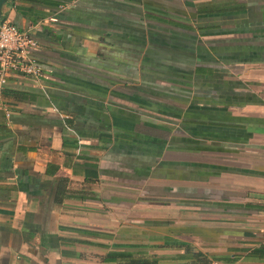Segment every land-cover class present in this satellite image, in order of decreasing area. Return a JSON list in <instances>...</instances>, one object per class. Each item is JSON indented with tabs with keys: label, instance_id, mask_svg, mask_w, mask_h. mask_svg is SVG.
I'll list each match as a JSON object with an SVG mask.
<instances>
[{
	"label": "crops",
	"instance_id": "0c3cea01",
	"mask_svg": "<svg viewBox=\"0 0 264 264\" xmlns=\"http://www.w3.org/2000/svg\"><path fill=\"white\" fill-rule=\"evenodd\" d=\"M2 16L51 74L0 92V264H264V0Z\"/></svg>",
	"mask_w": 264,
	"mask_h": 264
},
{
	"label": "built area",
	"instance_id": "2783aa9c",
	"mask_svg": "<svg viewBox=\"0 0 264 264\" xmlns=\"http://www.w3.org/2000/svg\"><path fill=\"white\" fill-rule=\"evenodd\" d=\"M37 47L38 42L28 29L0 19V92L12 74L27 77L37 85L50 79V69L34 56Z\"/></svg>",
	"mask_w": 264,
	"mask_h": 264
},
{
	"label": "water",
	"instance_id": "95a60500",
	"mask_svg": "<svg viewBox=\"0 0 264 264\" xmlns=\"http://www.w3.org/2000/svg\"><path fill=\"white\" fill-rule=\"evenodd\" d=\"M10 0H0V19L2 17V7Z\"/></svg>",
	"mask_w": 264,
	"mask_h": 264
},
{
	"label": "trees",
	"instance_id": "16d2710c",
	"mask_svg": "<svg viewBox=\"0 0 264 264\" xmlns=\"http://www.w3.org/2000/svg\"><path fill=\"white\" fill-rule=\"evenodd\" d=\"M10 1H13V0H10ZM27 1H38V0H27ZM1 18L4 19L3 16ZM201 255H202L201 253H194V256L198 259V261H200L199 259H200Z\"/></svg>",
	"mask_w": 264,
	"mask_h": 264
}]
</instances>
